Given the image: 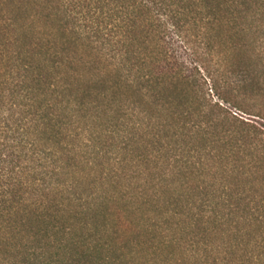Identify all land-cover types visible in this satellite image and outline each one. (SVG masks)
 Instances as JSON below:
<instances>
[{
	"label": "trees",
	"instance_id": "obj_1",
	"mask_svg": "<svg viewBox=\"0 0 264 264\" xmlns=\"http://www.w3.org/2000/svg\"><path fill=\"white\" fill-rule=\"evenodd\" d=\"M210 90L264 121V0H0V264H264V133Z\"/></svg>",
	"mask_w": 264,
	"mask_h": 264
},
{
	"label": "rangeland",
	"instance_id": "obj_2",
	"mask_svg": "<svg viewBox=\"0 0 264 264\" xmlns=\"http://www.w3.org/2000/svg\"><path fill=\"white\" fill-rule=\"evenodd\" d=\"M39 20H40V18H39ZM38 26L40 28L39 32H41V33H43V31L45 32V30L47 31V29H48L47 26L43 22H40V21L38 22ZM208 89H211V87L209 86ZM210 93L212 95L211 99L213 100V103H217V104H219V106H221L223 108L224 113L229 117L231 123H233V121H236L233 118H236L238 120H243L244 122H247V123L254 125L255 127H257L259 130H261L264 133V121L263 120H261L259 118H255V117H249V116L241 113L240 111L235 110L232 106L233 103L226 104V103L220 101L217 97H215V95L211 92V90H210ZM6 95H8L9 106H11L15 97H13V98L11 97V92H9V93L7 92ZM8 102H7V105H8ZM15 102H17V103L21 102L22 103V100H19V101L16 100ZM5 112H6V114H10L11 113L10 108L6 107ZM232 125L233 124H231V126ZM262 138L264 140V135L262 136ZM73 212H74V214L76 213L74 211V209H73ZM79 223L80 222L78 221L77 227H78ZM80 224L82 225V223H80ZM78 229H80V228H78Z\"/></svg>",
	"mask_w": 264,
	"mask_h": 264
}]
</instances>
